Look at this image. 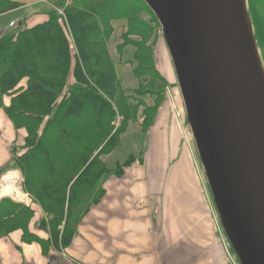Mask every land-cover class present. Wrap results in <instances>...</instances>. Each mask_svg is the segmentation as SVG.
Instances as JSON below:
<instances>
[{"label":"trees","instance_id":"16d2710c","mask_svg":"<svg viewBox=\"0 0 264 264\" xmlns=\"http://www.w3.org/2000/svg\"><path fill=\"white\" fill-rule=\"evenodd\" d=\"M80 1L61 5L62 13L49 11L45 23L16 27L0 40V108L16 128L27 131L22 152L13 147L12 163L1 172H21L22 191L40 205V226H51L59 249L72 242L85 214L103 197V181L122 175L136 161L131 153L111 165L101 156L122 141L121 131H114L118 118L123 125L127 112L146 122L149 115L148 132L168 83L155 65L151 20H158L143 0ZM248 3L264 63V0ZM18 6L0 0V15ZM142 11L151 19L145 20ZM118 29L117 58L110 44ZM126 64L130 72L121 68ZM24 79L26 87L20 86ZM127 80L136 85L127 87ZM145 93L153 104H146ZM4 96L11 98L9 105ZM86 111L88 116L78 120ZM33 217L29 206L2 198L0 235L15 228L26 234Z\"/></svg>","mask_w":264,"mask_h":264},{"label":"water","instance_id":"95a60500","mask_svg":"<svg viewBox=\"0 0 264 264\" xmlns=\"http://www.w3.org/2000/svg\"><path fill=\"white\" fill-rule=\"evenodd\" d=\"M161 25L224 233L264 264V64L247 0H143Z\"/></svg>","mask_w":264,"mask_h":264},{"label":"crops","instance_id":"0c3cea01","mask_svg":"<svg viewBox=\"0 0 264 264\" xmlns=\"http://www.w3.org/2000/svg\"><path fill=\"white\" fill-rule=\"evenodd\" d=\"M9 1L18 3L19 6L1 16L14 15L26 5L47 0H35L31 4L25 0ZM55 9L62 13L61 7ZM51 10L53 9H32L28 15H23L16 21V27L23 25V28H31L43 24L48 21ZM6 28L4 24L0 27V40L7 38L14 29L6 32ZM128 66L130 64L121 68L130 72L125 70ZM26 82L24 79L20 86L26 87ZM2 100L5 105H9L11 98L4 96ZM170 104L168 97L161 102L155 123L149 131L148 164L134 163L122 175L106 178L103 197L85 214L72 242L61 249L56 248L53 243L51 226L48 223L40 226L44 214L38 209L37 203L22 191L21 172L17 169L1 172L12 163L13 147L22 152L20 149L25 143L27 131L16 128L4 109L0 108V144L3 132L7 131L10 135L4 144L6 146L0 147V200L8 197L24 203L34 211L26 234L22 228H15L8 234L0 235V264H153L150 261L154 255L150 251L164 248L166 244V232L160 231L158 215L163 218V223L166 222L164 216L167 208L171 207L166 205L165 198L170 180L167 170L174 163L175 170L183 165L187 168L189 165L193 166L191 153L183 143L182 122L173 115ZM157 157L159 164L153 161ZM184 182L187 179L181 178L172 184L180 186ZM185 195L187 196L180 195L177 201L181 202ZM180 237L177 244L173 243L175 249L182 250V243L187 244L188 239L187 236Z\"/></svg>","mask_w":264,"mask_h":264},{"label":"rangeland","instance_id":"374dc122","mask_svg":"<svg viewBox=\"0 0 264 264\" xmlns=\"http://www.w3.org/2000/svg\"><path fill=\"white\" fill-rule=\"evenodd\" d=\"M25 1H28V4H31L30 2H35V0ZM76 1H78V4L79 2H81L80 0ZM91 1L98 5L104 2L105 0ZM66 2L71 4L73 0H47L38 4L36 2L32 3L33 5L31 4V6L26 5L27 7H24L22 10L17 11L14 15H0V27H2L4 24L5 26H7L6 32L10 31V29L16 28V25L10 24L11 20L17 21L23 15H28L32 9L45 10L50 8L55 9L56 7L60 8L61 5L66 6ZM140 15H142L143 18L147 21L151 19L150 15L145 13V11H142ZM117 22H119V20ZM151 23L154 27V31L156 32V35L152 36L154 45L155 65L157 70L166 78L168 82L167 85L164 87V98L168 97L171 103L170 105L172 107L173 115L178 118L179 122H182L184 128L183 143L191 153V157L193 159V166L189 165L187 168L186 165H183L182 167H179V169L175 170L176 166L174 165V163L171 165L170 169L168 168L170 172L169 170H167V177H169L170 180L168 183L169 185L167 187V196L165 198L166 205L171 207H169L170 210L168 208L166 210V215L164 216L166 222L164 221L163 223V218L161 217V215H158V220L160 221L159 227H161L160 231L166 232V244H164V248H159V250L157 249L156 251H150V254L154 255V257H151V259L153 260H151L150 263L153 262V264H240L224 233V230L220 223V218L214 205L207 178L198 155L195 140L193 138L190 126L187 121L184 101L179 88L174 66L172 67L173 62L162 34L161 25L159 22L156 23L153 19L151 20ZM120 31L121 30L119 29L116 31L115 38L110 44L111 52L114 57L118 56L115 46L120 41ZM160 47L164 49L165 56L159 53ZM259 51L261 54L262 52L260 48ZM163 64L168 68H164ZM131 67L132 66L130 65L126 67L125 70H131ZM135 83V80H127L125 84L127 85V87H133ZM151 89L152 87H148L147 91L152 92ZM143 99H145L146 104H153L152 96L146 95L145 93ZM157 112L155 116L157 115ZM129 113L130 112H127V114ZM88 114L89 113H87L86 111L81 115V117L78 118V120L87 117ZM127 114L125 115L126 120L123 125H121V121H123L121 117L118 118L114 130L116 131L117 129H119L117 131H121V135H119L122 140L121 143L119 141V143H116L115 147H113V150L111 152L103 153L101 156L107 163L114 165L117 161L125 160L132 153L137 157L136 161L132 164H148V152L150 146L148 134L155 121L147 132L148 125L150 123L149 120H151V117L149 115L146 122V120L144 121L143 117L139 118V116H137V118L135 117L136 115L134 116L133 114ZM9 137L10 135L7 131L1 134L2 141L0 147L6 146L4 144L9 139ZM153 161L155 164H159L158 157L155 158V160ZM131 165L129 167H131ZM38 172L39 174H41V170H39ZM181 178L187 179L188 184L187 182H184L180 186H178L177 184H172L175 183V181H179V179ZM196 179L198 181H196ZM183 194H187V196L185 195V197L181 199V202H178L177 200L179 199L180 195ZM187 200L188 202H186ZM37 205L39 207L38 209L41 210L40 205ZM173 205L174 207H172ZM189 231L190 234L188 233ZM179 236H181L180 238H184V236H187L186 238L188 239L187 244L182 243V250L174 248L173 242H178ZM180 241L182 242L183 240L181 239ZM176 246L178 247V245Z\"/></svg>","mask_w":264,"mask_h":264},{"label":"bare ground","instance_id":"6f19581e","mask_svg":"<svg viewBox=\"0 0 264 264\" xmlns=\"http://www.w3.org/2000/svg\"><path fill=\"white\" fill-rule=\"evenodd\" d=\"M159 53H161L163 56H165L164 50H163V48H161V47L159 48ZM165 58H166V57H165ZM165 58H164V59H165ZM165 65H166V63H165ZM165 65L163 64V67H164V68H168V67L165 66Z\"/></svg>","mask_w":264,"mask_h":264},{"label":"built area","instance_id":"2783aa9c","mask_svg":"<svg viewBox=\"0 0 264 264\" xmlns=\"http://www.w3.org/2000/svg\"><path fill=\"white\" fill-rule=\"evenodd\" d=\"M10 24H11V25H15V22L13 21V22H11Z\"/></svg>","mask_w":264,"mask_h":264}]
</instances>
